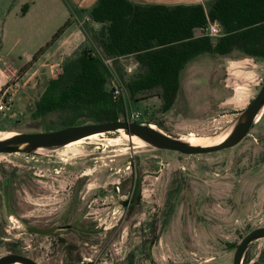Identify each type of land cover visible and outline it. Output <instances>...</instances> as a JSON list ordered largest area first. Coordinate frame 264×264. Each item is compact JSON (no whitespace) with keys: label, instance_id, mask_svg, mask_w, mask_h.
Wrapping results in <instances>:
<instances>
[{"label":"rangeland","instance_id":"1","mask_svg":"<svg viewBox=\"0 0 264 264\" xmlns=\"http://www.w3.org/2000/svg\"><path fill=\"white\" fill-rule=\"evenodd\" d=\"M20 3L0 0V7L21 10ZM30 22L21 36L35 35L38 43L43 37L28 31ZM12 31L0 43L1 57L24 66L21 52L34 54L40 47L16 46ZM85 35L93 40L88 29ZM86 48L97 52L89 42ZM36 82L20 115L0 114V132L54 135L85 124L64 127L60 113L30 119L28 108L45 84ZM263 83L264 59L202 54L180 72L167 112L149 95L128 99L126 107L141 114L134 123L152 125L169 141L187 145L184 138L193 133L205 147L228 138L246 120ZM102 135L67 145L83 138L68 133L71 140L63 145L0 149V258L16 254L34 264H231L241 239L264 228V95L244 135L213 153L167 151L141 133L137 144L116 131ZM239 264H264L263 234L246 241Z\"/></svg>","mask_w":264,"mask_h":264},{"label":"trees","instance_id":"2","mask_svg":"<svg viewBox=\"0 0 264 264\" xmlns=\"http://www.w3.org/2000/svg\"><path fill=\"white\" fill-rule=\"evenodd\" d=\"M87 16L92 23L100 25L92 38L101 54L112 59L116 74L120 71L121 75H117L128 99L136 101L140 96H153L162 113L173 105L180 72L198 55L227 56L237 51L244 58L264 59V0H213L206 14L200 5L141 7L126 0H97ZM214 21L221 26L222 35L193 36L194 29H202ZM70 24L67 19L58 27L19 74ZM124 56H132L136 64L130 74L115 67V59ZM107 78L108 71L101 60L92 50L83 48L76 57L62 64L54 78L45 81L39 96L28 108V116L37 120L52 113L64 114V127L117 121L123 118L124 106L121 100L111 99ZM132 194L134 201L137 200L138 183Z\"/></svg>","mask_w":264,"mask_h":264},{"label":"crops","instance_id":"3","mask_svg":"<svg viewBox=\"0 0 264 264\" xmlns=\"http://www.w3.org/2000/svg\"><path fill=\"white\" fill-rule=\"evenodd\" d=\"M97 0H21L19 4L22 10L15 8L4 9L0 7V43L4 42L9 29L13 30L15 35V45L26 44L29 48L41 47L42 42L48 39L52 33L67 19L71 24L65 29L62 35L54 41L38 57L36 61L30 64L25 71L19 74V70L23 64L13 66V62L3 54V45H0V91L8 87L9 94L13 97V112L18 115L22 112L23 100L28 97L29 93L35 87L36 81H46L54 78L59 72L62 64L74 57L87 47V42L97 52H100L98 45L94 40L88 41L85 35V29H88L91 37L99 30L100 25L92 23L88 20L87 12L95 4ZM128 3L136 6L160 5L172 8L176 5L192 6L200 5L204 14L207 13L213 0H126ZM18 6V7H19ZM20 7V8H21ZM19 8V9H20ZM31 21L28 25V31H37L38 36L43 37L38 43L33 39L35 35H27L24 39L22 33L25 31V22ZM85 28V29H84ZM200 29L193 30V36L199 37ZM222 35V32L220 33ZM30 44V45H28ZM36 46V47H34ZM34 49V50H36ZM88 49V48H86ZM33 50V51H34ZM94 51L93 49H90ZM32 51V52H33ZM237 52V51H233ZM21 54L29 61L30 51H22ZM116 66L127 74L133 72L136 64L132 56H124L115 59ZM130 69V72H127Z\"/></svg>","mask_w":264,"mask_h":264},{"label":"water","instance_id":"4","mask_svg":"<svg viewBox=\"0 0 264 264\" xmlns=\"http://www.w3.org/2000/svg\"><path fill=\"white\" fill-rule=\"evenodd\" d=\"M264 95V83L261 86L260 90L256 94L255 98L250 102L249 104V113L246 118V120L241 123L238 128L226 139H224L219 144L213 145V146H206V147H198V146H190L186 144H180V143H174L169 141L166 137L162 136L161 134H158L154 132L152 129H150L148 126H143L141 124L133 123V122H123L120 120L114 121V122H108V123H91V124H84L77 127H74L72 130H63L65 131L64 136L60 138H55L56 134L50 135L48 139H40L41 135H20L16 134L12 137L1 140L0 141V149L3 147H6L7 144L13 143V142H27L30 144V146L35 147H53L58 145H63L66 142H69L71 139H67L68 133H75L77 135L76 137H85L91 134L96 133H104L109 131H115L117 129L124 130L127 134L131 132H138L141 134H145L147 137H149L158 147L167 150V151H174L178 152L183 155H196V154H208L217 152L219 150L227 149L234 143L238 141V139L244 135V133L248 130L250 127L252 121L254 120V117L256 116L260 106L262 97ZM61 131V132H63ZM60 133V132H58ZM129 137L131 135H128ZM75 137V138H76ZM140 193V191H139ZM126 204V202H123ZM255 233H260L264 235V228L256 229L250 233H248L244 238L241 239L240 243L236 247L233 257H232V263L231 264H239L240 261V252L242 250V247L246 243V241ZM21 261L25 264H34L31 260L16 254H11L4 256L0 258V264L4 261Z\"/></svg>","mask_w":264,"mask_h":264},{"label":"built area","instance_id":"5","mask_svg":"<svg viewBox=\"0 0 264 264\" xmlns=\"http://www.w3.org/2000/svg\"><path fill=\"white\" fill-rule=\"evenodd\" d=\"M201 30L200 36L217 37L220 35L221 26L217 22H208L205 27ZM108 71V90L113 101H122L124 106L123 118L127 119L128 113H130L132 120L131 122H138L140 120L141 114L138 112H128L126 103L128 100L126 91L120 81L118 75L116 74L114 68L112 67V59L105 57L101 52H94ZM127 72H130L128 69ZM0 114L2 115H13V97L8 92V87L6 86L0 91Z\"/></svg>","mask_w":264,"mask_h":264},{"label":"bare ground","instance_id":"6","mask_svg":"<svg viewBox=\"0 0 264 264\" xmlns=\"http://www.w3.org/2000/svg\"><path fill=\"white\" fill-rule=\"evenodd\" d=\"M243 122H244V118H242V120L240 121L239 125H240L241 123H243ZM148 127L150 128V125H149ZM150 129H152V128H150ZM115 131L118 132L119 134H122V133H123L121 129H117V130H115ZM64 134H65V131L60 132V133H57L56 136H55V138H60V137L64 136ZM138 134H139L138 132H132L131 137H135V138L132 139V141L134 142V144H137V137H138ZM143 135H145V134H143ZM12 136H13V133H2V132H0V141H1V140H6V139H8V138H10V137H12ZM49 136H50V135L44 134V135H41L40 139L45 140V139L50 138ZM102 136H103L102 133L91 134V135L85 136V137H83V138H81V139H79V140H77V141L70 142V143H68L67 145H71V144H74V143H76V142L80 143V142H79L80 140H96V141H97V140L101 139ZM122 138H126V135H123ZM140 140H141V139H140ZM184 140H185L186 143H188V145H190V146H192V145H199V144L202 142L201 138L195 137V136H193V135L188 136V137H187L186 139H184ZM223 140H224V138H220V139H218L217 141L211 143L210 146H213V145L219 144V143L222 142ZM142 142H143V141H142ZM6 146H7V147H14V148H16V149H18V150H25V149H28V148H29L30 144L27 143V142H13V143L7 144ZM198 147H200V146H198ZM205 147H206V146H205ZM16 262H19V263L25 264V263H23V262H21V261H15L13 264H15Z\"/></svg>","mask_w":264,"mask_h":264},{"label":"flooded vegetation","instance_id":"7","mask_svg":"<svg viewBox=\"0 0 264 264\" xmlns=\"http://www.w3.org/2000/svg\"><path fill=\"white\" fill-rule=\"evenodd\" d=\"M150 128H152L153 129V126L151 125L150 126ZM121 137L123 136V135H125V133H122V134H119ZM190 135H193V136H195V137H198V138H201V137H199V136H196V135H194L193 133H191V134H188V136H190ZM127 137V136H126ZM133 138H135V137H127V139H129V141H131L133 144H134V142L132 141V139ZM187 138V137H186ZM185 139V138H184ZM138 140V139H137ZM192 146H201L200 144L199 145H192ZM204 146H210V144H206V145H204ZM129 203H130V201H129ZM17 263H19V262H16L15 264H17ZM19 264H22V263H19Z\"/></svg>","mask_w":264,"mask_h":264}]
</instances>
